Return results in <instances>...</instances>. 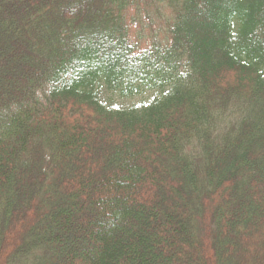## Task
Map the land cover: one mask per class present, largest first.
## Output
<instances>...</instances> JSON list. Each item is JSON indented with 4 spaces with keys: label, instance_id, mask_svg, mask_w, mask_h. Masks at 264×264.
<instances>
[{
    "label": "trees",
    "instance_id": "16d2710c",
    "mask_svg": "<svg viewBox=\"0 0 264 264\" xmlns=\"http://www.w3.org/2000/svg\"><path fill=\"white\" fill-rule=\"evenodd\" d=\"M0 264H264V0H0Z\"/></svg>",
    "mask_w": 264,
    "mask_h": 264
},
{
    "label": "rangeland",
    "instance_id": "374dc122",
    "mask_svg": "<svg viewBox=\"0 0 264 264\" xmlns=\"http://www.w3.org/2000/svg\"><path fill=\"white\" fill-rule=\"evenodd\" d=\"M129 14L133 13V10L128 12ZM170 14L167 10L164 11V17H167ZM150 20L153 22L150 24L149 20H142L140 26L137 23H132L130 26V40L132 42L138 43V48L136 50H146L149 49L153 38L155 41L161 40L164 36L166 37L167 24L163 18L159 19L158 16H155L152 13V9L150 12ZM142 32L143 38H139V33ZM153 94L151 92H143L138 97H134L132 99L122 100L114 95L109 99V104H111L114 108H129L131 106H136L142 101L148 100L152 97Z\"/></svg>",
    "mask_w": 264,
    "mask_h": 264
}]
</instances>
